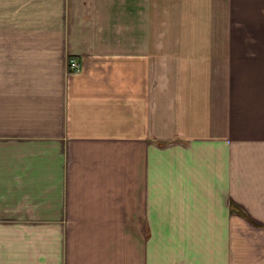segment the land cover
Wrapping results in <instances>:
<instances>
[{
  "label": "crops",
  "instance_id": "1",
  "mask_svg": "<svg viewBox=\"0 0 264 264\" xmlns=\"http://www.w3.org/2000/svg\"><path fill=\"white\" fill-rule=\"evenodd\" d=\"M0 264H264V0H0Z\"/></svg>",
  "mask_w": 264,
  "mask_h": 264
},
{
  "label": "built area",
  "instance_id": "2",
  "mask_svg": "<svg viewBox=\"0 0 264 264\" xmlns=\"http://www.w3.org/2000/svg\"><path fill=\"white\" fill-rule=\"evenodd\" d=\"M65 64H66V69L68 70V72H74L79 67V63L73 57H68L66 59V63Z\"/></svg>",
  "mask_w": 264,
  "mask_h": 264
},
{
  "label": "bare ground",
  "instance_id": "3",
  "mask_svg": "<svg viewBox=\"0 0 264 264\" xmlns=\"http://www.w3.org/2000/svg\"><path fill=\"white\" fill-rule=\"evenodd\" d=\"M79 68H80V65H79L78 69H79ZM78 69H77V70H78ZM77 70H76V71H77ZM76 71H74V72H76Z\"/></svg>",
  "mask_w": 264,
  "mask_h": 264
}]
</instances>
